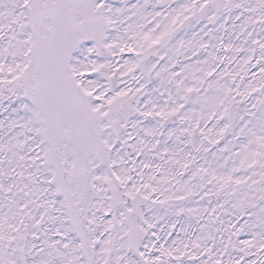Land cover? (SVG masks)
<instances>
[{
	"label": "snow or ice",
	"instance_id": "snow-or-ice-1",
	"mask_svg": "<svg viewBox=\"0 0 264 264\" xmlns=\"http://www.w3.org/2000/svg\"><path fill=\"white\" fill-rule=\"evenodd\" d=\"M0 264H264V0H0Z\"/></svg>",
	"mask_w": 264,
	"mask_h": 264
}]
</instances>
